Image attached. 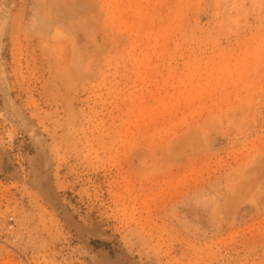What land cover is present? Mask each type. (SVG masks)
<instances>
[{
	"label": "rangeland",
	"instance_id": "1",
	"mask_svg": "<svg viewBox=\"0 0 264 264\" xmlns=\"http://www.w3.org/2000/svg\"><path fill=\"white\" fill-rule=\"evenodd\" d=\"M0 264H264V0H0Z\"/></svg>",
	"mask_w": 264,
	"mask_h": 264
}]
</instances>
